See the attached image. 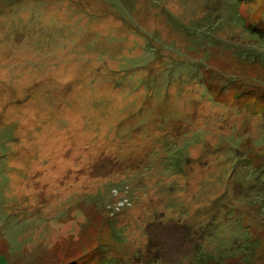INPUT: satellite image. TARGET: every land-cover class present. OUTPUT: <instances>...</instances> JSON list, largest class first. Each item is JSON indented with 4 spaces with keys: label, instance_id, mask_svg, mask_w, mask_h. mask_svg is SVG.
Wrapping results in <instances>:
<instances>
[{
    "label": "rangeland",
    "instance_id": "rangeland-1",
    "mask_svg": "<svg viewBox=\"0 0 264 264\" xmlns=\"http://www.w3.org/2000/svg\"><path fill=\"white\" fill-rule=\"evenodd\" d=\"M264 264V0H0V264Z\"/></svg>",
    "mask_w": 264,
    "mask_h": 264
},
{
    "label": "trees",
    "instance_id": "trees-1",
    "mask_svg": "<svg viewBox=\"0 0 264 264\" xmlns=\"http://www.w3.org/2000/svg\"><path fill=\"white\" fill-rule=\"evenodd\" d=\"M70 264H75V263H70Z\"/></svg>",
    "mask_w": 264,
    "mask_h": 264
}]
</instances>
